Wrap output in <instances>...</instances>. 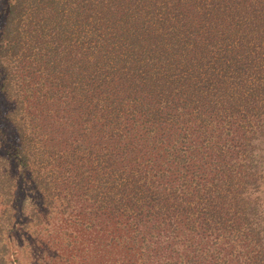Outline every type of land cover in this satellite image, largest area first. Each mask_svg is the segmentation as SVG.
<instances>
[{
  "label": "trees",
  "instance_id": "obj_1",
  "mask_svg": "<svg viewBox=\"0 0 264 264\" xmlns=\"http://www.w3.org/2000/svg\"><path fill=\"white\" fill-rule=\"evenodd\" d=\"M21 230L41 264H264V0H0V264Z\"/></svg>",
  "mask_w": 264,
  "mask_h": 264
},
{
  "label": "rangeland",
  "instance_id": "obj_2",
  "mask_svg": "<svg viewBox=\"0 0 264 264\" xmlns=\"http://www.w3.org/2000/svg\"><path fill=\"white\" fill-rule=\"evenodd\" d=\"M59 214L61 216V213L59 212H53L48 211L47 213V219L52 220L54 215ZM65 216V215H63ZM44 230L47 229L46 226H43ZM15 240L21 245L22 252L20 255L21 261L23 264H41V259L39 257V254L41 249L40 247L36 246L35 242H32V237L28 236L24 233V231H19L15 237ZM44 258H48V255L46 253H43Z\"/></svg>",
  "mask_w": 264,
  "mask_h": 264
}]
</instances>
